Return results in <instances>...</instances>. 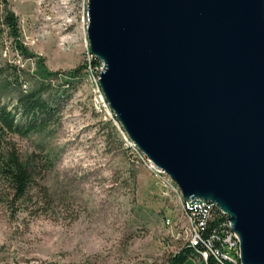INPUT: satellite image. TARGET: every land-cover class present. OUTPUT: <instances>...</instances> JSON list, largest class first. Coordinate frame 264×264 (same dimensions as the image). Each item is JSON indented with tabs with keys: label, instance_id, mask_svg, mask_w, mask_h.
I'll use <instances>...</instances> for the list:
<instances>
[{
	"label": "water",
	"instance_id": "obj_1",
	"mask_svg": "<svg viewBox=\"0 0 264 264\" xmlns=\"http://www.w3.org/2000/svg\"><path fill=\"white\" fill-rule=\"evenodd\" d=\"M88 36L128 136L264 264V0H88Z\"/></svg>",
	"mask_w": 264,
	"mask_h": 264
},
{
	"label": "rangeland",
	"instance_id": "obj_2",
	"mask_svg": "<svg viewBox=\"0 0 264 264\" xmlns=\"http://www.w3.org/2000/svg\"><path fill=\"white\" fill-rule=\"evenodd\" d=\"M89 53L88 0H0V106L20 113L19 97L48 84L59 108L47 128L5 138L6 150L38 162L20 198L0 174V264H151L183 248L180 228L174 236L164 223L178 210L159 179L127 147L122 124L95 107Z\"/></svg>",
	"mask_w": 264,
	"mask_h": 264
},
{
	"label": "built area",
	"instance_id": "obj_3",
	"mask_svg": "<svg viewBox=\"0 0 264 264\" xmlns=\"http://www.w3.org/2000/svg\"><path fill=\"white\" fill-rule=\"evenodd\" d=\"M90 57H95L90 50ZM97 75L90 64L88 71L95 81V107L98 111L108 113L119 123V119L107 100L100 84V74L106 65L98 58ZM125 138L127 147L132 149L142 163L159 179L161 195L169 200L178 210L177 215H165L164 223L172 235L185 240L183 246H191L198 252L202 261L208 264L213 256L222 264H244L242 262L241 240L232 228L230 216L215 203L204 199L187 200L179 184L164 169L152 161L128 136ZM211 222V223H210ZM180 228L175 234V230ZM210 227V229H209ZM169 245L167 241L166 246Z\"/></svg>",
	"mask_w": 264,
	"mask_h": 264
},
{
	"label": "trees",
	"instance_id": "obj_4",
	"mask_svg": "<svg viewBox=\"0 0 264 264\" xmlns=\"http://www.w3.org/2000/svg\"><path fill=\"white\" fill-rule=\"evenodd\" d=\"M3 22L9 28V33L16 37V43L18 42L17 44H19L17 15L13 11L6 9ZM97 61L98 58H93L94 63ZM79 69L76 68L71 71V75L78 76ZM47 85L44 84L40 88L27 90L25 94L19 97L16 108L20 113L6 105L0 106V174L10 183L17 198L25 196L34 184L38 155H29L24 160L16 149L6 150L5 144L7 141L5 138L9 134L41 131L52 122L59 108L58 103L45 97V92L49 90ZM60 94H66V90L65 93ZM196 255L199 256L196 249L186 245L176 253H172L163 262L151 264H185L189 258ZM202 263L206 264L204 261ZM208 264L222 263L211 256Z\"/></svg>",
	"mask_w": 264,
	"mask_h": 264
},
{
	"label": "crops",
	"instance_id": "obj_5",
	"mask_svg": "<svg viewBox=\"0 0 264 264\" xmlns=\"http://www.w3.org/2000/svg\"><path fill=\"white\" fill-rule=\"evenodd\" d=\"M185 264H203V263L201 258L196 255L194 257L189 258Z\"/></svg>",
	"mask_w": 264,
	"mask_h": 264
}]
</instances>
